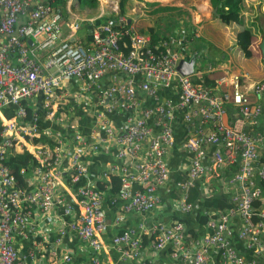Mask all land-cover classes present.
<instances>
[{"label": "built area", "instance_id": "1", "mask_svg": "<svg viewBox=\"0 0 264 264\" xmlns=\"http://www.w3.org/2000/svg\"><path fill=\"white\" fill-rule=\"evenodd\" d=\"M64 21L60 13L40 0H0V111L10 106L16 108L12 118L0 116V264H27V258L33 259L39 243L34 240L30 251L20 255L14 236H37L38 220L33 224L29 218L39 214L42 219H51L50 214L57 208L73 216L67 228L87 244L93 254L89 264H105L100 258L105 250H113L120 260L140 258L145 236L153 239L152 251L170 247V258L182 264H214L211 251L218 253L223 264H246L228 238V225L235 215L241 219L238 238L246 242L247 250L253 255L264 258V210L257 212L254 208L261 196L254 178L264 183V163L257 171L254 169L259 163L258 146L262 141L259 135H251L243 129L247 122L254 123L258 119L261 108L251 105L241 91L240 75L227 67L224 73L230 75V86L222 95H215L203 82L196 81V76L201 77L211 66L193 71L189 76L181 75L177 71L181 55L168 41L162 40L154 46L150 36L138 33L131 26L116 29L106 23L91 30L86 44L78 39L72 42L69 35H63ZM119 22L125 23V20L119 18ZM72 28L77 31L80 24L75 23ZM192 35L198 37V29H194ZM28 41H32V48ZM42 52L48 55L40 62L36 55ZM108 74L112 84L104 88L102 82ZM137 76L142 78L139 83L135 81ZM67 79L81 81L85 89L99 99V105L105 107L96 111L100 132L90 144L75 133L72 149H68L60 134L42 132L38 115L24 105L42 94L47 119L61 123L54 108L56 100L52 98ZM174 81L179 87L177 103L159 95L162 87H169ZM254 88L262 89L260 85ZM138 91L152 99L155 106L143 109L139 116L128 117L126 129L116 135L107 115L115 109L131 113L137 105ZM73 98L79 101L77 96ZM227 103L236 107L242 116L231 126L225 123ZM178 112L191 129L185 144L189 165L184 179L176 184L181 209L191 210L192 206L187 203L188 192L197 178L226 165H235L240 159L231 179L237 186L232 206L209 221L211 232L208 235L189 244L180 222L154 225L148 231L140 225L138 235L134 229H126L107 244L103 240L108 228V218L103 211L105 196L95 186L79 185L87 173L83 155L96 153L101 144L114 139L117 159L127 161L124 166L112 165L103 173L104 178L119 173L120 188L116 197L109 200L112 205L122 202L121 214L114 222L119 224L130 213L149 212L161 203L158 189L169 179L166 155L175 147L172 123ZM42 134L56 137L54 148L30 147L26 143L29 138ZM17 145L36 161L32 167L35 187L30 191L18 186L13 171L5 163L6 151ZM208 146L214 147L210 165L204 163ZM82 148L87 149L82 152ZM66 154L68 164L64 171L61 164ZM63 179L67 185L61 189ZM74 187L75 192L69 194ZM48 232L46 227L40 236ZM65 232L58 229L57 244H61ZM51 257L50 264H74L70 252L62 255L60 261L56 260V251Z\"/></svg>", "mask_w": 264, "mask_h": 264}, {"label": "crops", "instance_id": "2", "mask_svg": "<svg viewBox=\"0 0 264 264\" xmlns=\"http://www.w3.org/2000/svg\"><path fill=\"white\" fill-rule=\"evenodd\" d=\"M48 1L40 0L41 3H48ZM102 1L98 0L99 7H101ZM119 1H107L112 11H105L106 23L113 25L112 17L118 16ZM132 1L137 2L135 0L130 2ZM189 1L188 7H186L189 14L186 18L179 15L180 9L178 8H166L148 3H138L136 8L127 7L128 4L125 7L124 16L119 18H123L125 22L127 21V24L130 23V26L140 34L148 36L158 34V38L154 41L155 44H160L162 40L170 42L172 48L181 55L180 61H194L193 71L205 70L211 66L210 71L203 72L201 77L196 76V81L203 82L215 95H222L230 86V75L224 73L227 67H231L234 74L240 75L241 91L249 98L251 105H259L261 108L258 119L254 123L247 122L243 126L244 131L261 137L262 142L258 146L259 163L257 162L254 165V169L257 171L260 164L264 163V58L259 50L262 39L260 33L264 24V21L260 20L264 17V0H243L241 26L225 24L221 19H218V16L214 15V9L209 0ZM92 9L88 6L79 5L78 0H67L64 10L65 18H63L65 20L63 35H69L72 42L74 39H78L83 44L89 42L91 30L100 25L97 17L94 18L92 15ZM119 18L116 19L118 23H120ZM128 21L130 22L128 23ZM75 23L80 24L77 31L72 28ZM84 26H87L85 27L87 30L83 28ZM240 28H249L252 34L250 44L245 52L237 42L238 36L236 37V33ZM194 29H198V37L192 35ZM28 45L31 48L33 46L29 43ZM47 55L45 52L37 53L36 58L38 61L43 62ZM141 80L140 76L135 77L137 83ZM111 84L112 78L108 74L105 76L102 85L106 88ZM255 85H260L262 89H255ZM159 95L164 100L177 103L179 99L177 82L174 81L169 87H162L159 90ZM74 96H77L79 101L75 102ZM136 98L137 105L131 113L115 109L107 115L116 135L126 129L128 117L139 116L143 109L155 106L154 101L140 91L137 92ZM52 100H56L54 108L56 117L62 121L61 123L56 122L54 119H47L46 113L48 111L43 108L45 98L42 94L34 98L31 103L24 104L29 111L38 115L40 130L60 134L68 149H72L71 140L75 133H79L90 144L92 138L100 132L97 125L96 111L99 107L104 106L99 105V99L87 91L81 81L67 79L63 81L60 89L55 91ZM226 108L225 123L227 125L231 126L236 120L242 118L238 109L230 103H227ZM15 110L16 108L11 106L5 107L1 109L0 116L7 119L12 118ZM69 126L74 127V129L66 128ZM172 126L175 147L166 155L169 179L164 187L158 189L161 203L149 212L127 214L119 224H115L114 221L121 214L122 202L112 205L109 201L111 197L117 195V193L115 195L112 193L110 178L112 176L118 177L119 173L115 172L107 178L103 177V173L108 167L112 165L122 167L127 164V161L117 159V145L114 139L101 144L99 151L96 153L87 152L83 155L82 158L87 162V173L82 177L79 185L95 186L105 196L103 211L108 218V228L104 233L103 240L107 244L110 243L114 235L126 229H134L138 235L141 233L138 229L140 225H143L145 230L148 231L154 225H171L174 222H180L184 225L186 242L189 244L194 239L208 235L211 232L208 227L209 221L226 213L229 207L232 206L231 201L237 192V186L233 182L231 183V179L237 172V167L241 163L240 159L237 160L235 165H226L197 178L188 192L187 203L192 206L191 210L185 212L181 209L179 205L180 195L176 184L184 179L189 165V156L185 144L191 129L183 122L181 112L176 115ZM26 143L30 147H36L30 142V138ZM86 149L82 148L81 150L84 152ZM213 150L214 147H207V154L204 159V163L207 165L211 163V152ZM10 152L24 153L17 145L6 151L5 159L6 154ZM67 164L68 156L66 154L61 164L64 171H67ZM32 167L33 165L20 168L19 175L22 181L20 188L30 191L35 187ZM254 183L261 190V196L255 204V209L259 212L264 210V183L257 177L254 178ZM64 184L67 185V182L63 179L60 185L61 189L65 188ZM113 189H116V187ZM74 192L75 187L68 191L69 194ZM50 217L51 219H42L41 215L34 214L33 217L29 218L28 221L33 224L38 220L35 228L37 236L32 234H28L24 238L20 235L14 236V244L20 255L30 251L34 240L39 243L34 258H27V264H50L54 251L58 255L56 259L58 261L61 260L62 255L70 252L73 254L74 264H89L93 254L90 253L87 244L70 233L67 228L73 220V216H67L63 213V209L57 208L50 214ZM46 227L49 228V232L43 237L40 236L41 230ZM228 228V238L238 254L245 259L246 264H264V258L253 255L251 251L247 250L246 242L238 238L241 228L239 216L235 215L230 219ZM58 229L66 230L61 244L56 243ZM152 240V237L145 236L143 238L144 250L140 258L131 257L120 260L119 255L113 250L101 252L100 258L105 264H182L170 258V247L158 252L152 251L150 248ZM210 254L214 264H223L216 251H211Z\"/></svg>", "mask_w": 264, "mask_h": 264}, {"label": "trees", "instance_id": "3", "mask_svg": "<svg viewBox=\"0 0 264 264\" xmlns=\"http://www.w3.org/2000/svg\"><path fill=\"white\" fill-rule=\"evenodd\" d=\"M78 1H79V5L81 6H88L93 9L98 7V0H78ZM130 1L131 0H120L119 1L118 16L114 17V19L112 20L114 28L119 29L123 26L124 27L130 26V23L127 24V21L125 23L117 22L119 17L124 16L125 7ZM135 1H141V0H135ZM209 1H210L212 8L217 9L216 14L218 15V19H221L222 22H224L225 24H237L238 26H241V16H242L241 7L243 4V0H209ZM66 2L67 0H49L48 5L52 7L54 11L60 13L63 18H65L64 10H65ZM85 27L87 26H84L83 28ZM85 29L87 30V28ZM237 36H238L237 42L245 52L252 38L250 29L240 28L236 33V37ZM261 36H263L262 31H261ZM150 37L152 39V45L154 46L157 45L154 43V41L158 38V34H152ZM125 53H127V51H125ZM28 115H29V112H27V116ZM30 142L36 147H41L43 149L44 148L52 149L55 147L57 139L53 134L52 135L42 134L38 138H30ZM5 163L13 171V174L15 175L17 179V184L19 187H21L22 181L19 175L20 168L34 165L36 161L30 154L26 152L21 153V154L10 152L6 154ZM110 179L112 183V193L113 195H115L119 190L118 188H120V179L119 177H115V176H112ZM115 187L116 189H113ZM255 204L256 202L254 203V208H255Z\"/></svg>", "mask_w": 264, "mask_h": 264}, {"label": "rangeland", "instance_id": "4", "mask_svg": "<svg viewBox=\"0 0 264 264\" xmlns=\"http://www.w3.org/2000/svg\"><path fill=\"white\" fill-rule=\"evenodd\" d=\"M109 0H103L101 2V7H97L92 9V15L95 17H97V19L99 20L100 24L106 23L107 22V18H105V11H112L110 10V4L107 2ZM100 2V1H99ZM189 0H141V1H137V2H129L127 5V7H134L136 8L139 4H145L148 3L150 5H160L162 7H170V8H178L180 9V16H183L184 18H186V16L189 14L188 11L186 10V7H188L189 4ZM140 7V6H139ZM118 12V10H117ZM107 15V14H106ZM115 16L112 17V20L114 19ZM261 21H264L263 18H260ZM258 21V19H257ZM256 24V23H255ZM258 26V25H257ZM261 34V33H260Z\"/></svg>", "mask_w": 264, "mask_h": 264}, {"label": "water", "instance_id": "5", "mask_svg": "<svg viewBox=\"0 0 264 264\" xmlns=\"http://www.w3.org/2000/svg\"><path fill=\"white\" fill-rule=\"evenodd\" d=\"M213 12H214V15L218 16L216 14V12H217L216 8L214 9ZM129 22L130 21H128V23ZM262 33H263V36H262L261 42L259 44V50L261 52L262 57L264 58V24L262 27ZM28 43L32 44V41H28ZM193 70H194V61L193 60H189V61L181 60V61H179L178 66H177V71L181 75L189 76L193 73Z\"/></svg>", "mask_w": 264, "mask_h": 264}]
</instances>
